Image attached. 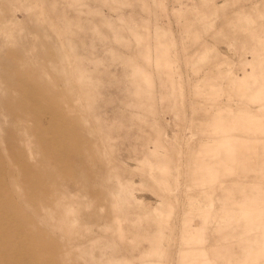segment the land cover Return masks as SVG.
Returning a JSON list of instances; mask_svg holds the SVG:
<instances>
[{"label": "rangeland", "instance_id": "374dc122", "mask_svg": "<svg viewBox=\"0 0 264 264\" xmlns=\"http://www.w3.org/2000/svg\"><path fill=\"white\" fill-rule=\"evenodd\" d=\"M0 264H264V0H0Z\"/></svg>", "mask_w": 264, "mask_h": 264}]
</instances>
